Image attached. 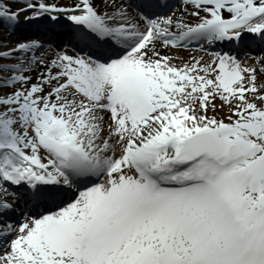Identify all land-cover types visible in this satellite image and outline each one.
Wrapping results in <instances>:
<instances>
[{
	"label": "snow or ice",
	"instance_id": "6c2138e0",
	"mask_svg": "<svg viewBox=\"0 0 264 264\" xmlns=\"http://www.w3.org/2000/svg\"><path fill=\"white\" fill-rule=\"evenodd\" d=\"M0 264H264V0H0Z\"/></svg>",
	"mask_w": 264,
	"mask_h": 264
},
{
	"label": "bare ground",
	"instance_id": "6f19581e",
	"mask_svg": "<svg viewBox=\"0 0 264 264\" xmlns=\"http://www.w3.org/2000/svg\"><path fill=\"white\" fill-rule=\"evenodd\" d=\"M8 39H14L13 37H7ZM185 52H181L180 55L184 56Z\"/></svg>",
	"mask_w": 264,
	"mask_h": 264
},
{
	"label": "rangeland",
	"instance_id": "374dc122",
	"mask_svg": "<svg viewBox=\"0 0 264 264\" xmlns=\"http://www.w3.org/2000/svg\"><path fill=\"white\" fill-rule=\"evenodd\" d=\"M190 54H186V55H184L185 57H187V56H189ZM197 55V54H196Z\"/></svg>",
	"mask_w": 264,
	"mask_h": 264
}]
</instances>
